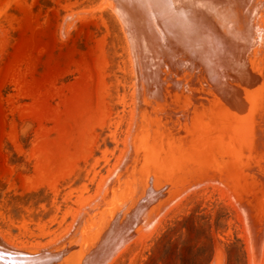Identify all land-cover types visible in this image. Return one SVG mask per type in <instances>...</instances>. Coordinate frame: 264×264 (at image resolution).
<instances>
[{"label": "rangeland", "instance_id": "obj_1", "mask_svg": "<svg viewBox=\"0 0 264 264\" xmlns=\"http://www.w3.org/2000/svg\"><path fill=\"white\" fill-rule=\"evenodd\" d=\"M247 1L243 85L168 115L127 0H0L1 240L51 264H264V0Z\"/></svg>", "mask_w": 264, "mask_h": 264}, {"label": "bare ground", "instance_id": "obj_2", "mask_svg": "<svg viewBox=\"0 0 264 264\" xmlns=\"http://www.w3.org/2000/svg\"><path fill=\"white\" fill-rule=\"evenodd\" d=\"M118 1H123V0H118ZM256 1H259V0H256ZM120 3L121 2H119V4ZM116 4H118V3H116ZM124 4L128 5L127 9L130 10V12L133 14V16H135L133 18L134 19L136 18L137 25L140 26L139 29L142 30L141 28H143V30L145 32V33L143 32L144 34H142V35L139 34V35H141V38H143V41L142 40L139 41L140 43L142 42L141 43L142 45H140V43L138 42L137 39H134V40H137V42H136L137 44L136 45L139 44V46H142L144 49H146V50L143 49L144 52H139V51H142V49L140 50L141 47L138 46V49H139L138 52L142 53L141 55L139 53L138 54H139L140 58H142L144 63H146L148 65L149 63H152V61H153L152 64L155 67V71H153L155 73V77L153 78L152 74H150L151 75L150 77H151V79L153 78L155 80L156 86L160 88L158 90H162V88L165 90V91H160L158 96H161L160 94H164L163 95L164 98L167 99L166 100L167 108L165 107V110H167V112H165V113H167L168 115L171 114L172 111L174 110L173 107H175V109L177 108V114H179L178 113V109H179L178 106H179V103H181V102L185 103V102L194 101V104H195L197 102H202L203 101L202 104L204 103V104L207 105L208 104L207 102L210 101V100H209V98H208V101H205V100L207 99V97L211 93L210 92L208 94L209 91H212L214 94H218L220 96L219 98H217L218 100H221V101L224 100L226 97L224 96L223 99H220L222 97L220 94H223V93L225 94L226 92L228 93L232 89H234L236 83L238 82V80H240V84H242L241 83V79H240L241 75L245 74L244 73L245 71H250L251 70V68L249 69L248 67H245L243 70H241L239 68V65L237 64V60L239 58V57L237 58L238 53L241 54V52H242V54H243V52H244V54L246 56V55H248L250 53V51H252L251 49H253V51H255V52L257 51V49L254 50L253 47L248 49V47H246V45H244V41H245L246 37H248L249 33L251 32V31L249 32V30L252 27H254L253 25H255V24L251 23L252 25H251V27H249L250 25L248 24V26H247V23H246V21L249 20L246 17H248V15H250V12H253V10L252 11L250 10L252 5L249 8V4H248L247 0H127V3L125 2ZM114 8H116V7H114ZM117 10H119V9H117ZM120 11H119V16L123 17L121 12H123V15H124L125 14L124 11H121V12ZM254 11H255V9H254ZM258 13H259V11H258ZM126 16H128V14ZM130 16H129V19H130ZM132 19H130V20H132ZM133 21H135V20H132L130 22V24L131 23L134 24ZM126 22L128 23L127 19H126ZM258 22H259V20H258ZM255 23H257V22H255ZM128 25L129 24H126L127 27H131L132 26V25L131 26L130 25L128 26ZM135 26H133V28ZM256 26H258V24H256ZM63 29H64V26H63ZM135 29L136 30L132 29V32L136 33L138 28H135ZM139 29H138V31H139ZM141 33H142V31H141ZM139 35H138V37H139ZM135 36H137V35H135ZM133 38H135V37H133ZM243 46L246 47L245 48L246 50L248 49V54H246L245 50H243ZM148 47H150V49ZM258 49H259V47H258ZM150 50H151V52H149ZM253 54H255V53H253ZM250 56H252V55H250ZM248 57H249V55H248ZM236 58H237V60H236ZM249 58H251V57H249ZM256 58L259 59L255 55V60H257ZM239 60H241V59H239ZM248 61H251V59L248 60ZM251 62H249V64ZM242 63H243V61H242ZM245 63L247 65V62H245ZM256 63H257V61H256ZM244 64H242V65H244ZM252 65H253V62H252ZM247 74H245V75H247ZM253 74H254V72H253ZM247 76H249V75H247ZM250 76H252V74H250ZM147 77L149 79V76H147ZM250 78L252 79V77H250ZM244 80H246V79H244ZM252 80H248L249 84H251L253 82ZM257 80H259V78L256 79V82H257ZM256 82L254 80L253 84L254 83L256 84ZM262 82L264 83V81H262ZM158 85H160V86H158ZM246 85L247 84H245V86ZM252 85L251 86L249 85L248 89L250 87L253 88L254 85L253 86ZM150 88H152V86ZM256 88L257 87L253 88V90L256 89ZM244 89H245V87H244ZM262 89H264V88H262ZM221 91H223V92H221ZM237 91L240 92V89L237 90ZM242 91H243V96H244V90H242ZM241 92H240V94L238 93L241 96V98L237 94V96H238L237 99L240 98L239 102H237V100L235 98H233V100L235 99L234 100L235 101L234 105L237 104V103H240L241 99L243 98ZM249 92L250 91H248V93ZM254 92H255V90H254ZM259 92H261V90ZM252 96H255V95L252 94ZM158 99H160V98H158ZM176 99H177V105H175ZM226 100H228V99H226ZM226 100H224V102ZM242 100H244V99H242ZM141 101H142V99H141ZM221 101H219V102H221ZM229 102H231V101H229ZM213 103L214 102L212 100V102L210 103V107H212L211 104H213ZM228 103L225 102L224 104H228ZM249 103H250V101H249ZM161 104H162V102H161ZM200 104L201 103H199V105ZM199 105L197 106L198 108H199ZM196 106L194 105V107H196ZM207 106L202 105V107H205V108H207ZM235 106L238 107L237 105H235ZM143 107H144V104H143ZM197 107H196V109H198ZM202 107H200V108H202ZM220 107H219V109H220ZM161 108L164 109L163 107H161ZM212 108L215 109L214 107H212ZM207 109H209V108H207ZM240 109L242 110L241 107H240ZM217 110L215 112H217ZM227 110H229L231 112L232 109L231 110L227 109ZM179 111H183V109H181ZM219 111L221 112V109ZM222 113H224V112H222ZM226 113H227V111H226ZM185 114H186V112H185ZM189 114H193V112L190 110ZM228 115H229V112H228ZM201 116L199 118L202 119ZM211 116H212L211 120L213 121V114L210 115V117ZM206 117L209 118V116H206ZM239 117H241V116H239ZM188 118L190 119V115H189ZM237 120H239V118ZM188 121H187V123H188ZM209 121H210V119H209ZM190 122H191V120H190ZM160 123H161V121H160ZM202 123H204V122H202ZM142 124H144V122ZM150 126H152V125H150ZM161 126H162V124H161ZM207 126H209V124ZM211 126L212 125H210V127ZM163 127H164L163 128L164 131H163V134L161 136H163V135L166 136V138H163V141H165V139L167 140L168 130L166 128L167 126H164V124H163ZM200 130L198 132H200ZM210 130H212V129H210ZM190 131H192V133L196 132V131L194 132L192 129H190ZM204 131H205V129H204ZM213 131H215V130H213ZM178 132L180 133V131H178ZM178 132H177V134H178ZM138 134L140 136V132ZM146 134H147V132H146ZM180 134L182 135L183 132H181ZM172 137H174V136L172 135ZM187 137H184V139L187 138ZM189 139H190V137H189ZM189 139L187 138L186 140H189ZM194 140L192 139L190 142L193 141V143H194ZM158 141L159 140H157V142ZM157 142L155 141L154 143H157ZM195 142H196V140H195ZM167 143L169 144L170 142H167ZM160 144H162V143H160ZM156 145H158V144H156ZM168 149H170V147H168ZM172 157H173V155H172ZM174 159H176V158H174ZM170 160H172V159H170ZM137 161H138V159H137ZM179 161L180 160H178V162ZM186 162H188V161H186ZM183 163H185V162H183ZM166 169H167V167H166ZM168 183H169V181H168ZM155 184H156V182H155ZM164 186H166V184ZM121 203L123 204L122 201H121ZM121 206H119V210L121 209ZM113 209H114V207H113ZM113 209L111 211H113ZM115 209H114V211H116ZM122 209H124V208L122 207ZM119 210H118V212H119ZM133 211L134 210H132V213H133ZM113 213H115V212H113ZM113 213H111V214H113ZM111 214H110V216H112ZM115 215H118V213L117 214L115 213ZM115 215L112 216V217L116 218ZM112 217H111V219H112ZM119 217H120V215H119ZM120 218H122V217H120ZM120 218H116L117 219V223L119 221L118 219H120ZM126 218L124 217L123 220H125ZM109 220H110V218H109ZM123 220L121 219L120 221L122 222ZM134 221H135V219H134ZM103 222H106V220H104ZM124 223H126V222H124ZM155 223H157V222H155ZM103 224L101 226L102 227L101 229L104 231L105 229L103 228V226H104ZM118 224H117V226H118ZM108 225H110V223H108ZM108 225H107V222H106L105 228L106 227L108 228ZM75 226H76V224H75ZM75 229H76V227H75ZM90 230L92 231V229H90ZM90 230H88V233H89ZM111 230H112V234H113L114 229H111ZM84 231H87V230L85 229ZM105 232L106 231H104V233ZM140 232L143 233L144 231L143 232L140 231ZM104 233H103V235H104ZM96 235L98 236V233H95V235H94L95 238L97 237ZM99 235H101V231H99ZM113 236H115V235H113ZM109 237H111V236H109ZM109 237H107V238H109ZM127 237H129V236H127ZM98 238H97V240H99ZM97 240L94 243L96 245L98 243H100ZM94 241H95V239H94ZM103 241L106 242L105 239ZM85 242H86V240H85ZM131 242H132V240H131ZM101 245H103V244H101ZM119 245H121V244H119ZM126 245H128V244H126ZM99 247H100V245L98 247H96L95 249L97 250V248H99ZM84 250H87V249L85 248V249H83V251ZM77 252H78V250H77ZM84 252H85V257L84 258H86V254H88L87 252H89V251L87 250V251H84ZM75 254H76L75 256L78 255L77 257H79V253H75ZM112 255H113V253H112ZM77 259H79V258H77ZM50 261L52 262V260H50ZM53 261H55V260H53ZM39 262H41V261H39ZM45 262H47V261L45 260ZM49 262H47V263L51 264ZM44 263H42V264H44ZM54 263L57 264L56 262H54ZM75 264H76V262H75Z\"/></svg>", "mask_w": 264, "mask_h": 264}, {"label": "water", "instance_id": "obj_3", "mask_svg": "<svg viewBox=\"0 0 264 264\" xmlns=\"http://www.w3.org/2000/svg\"><path fill=\"white\" fill-rule=\"evenodd\" d=\"M104 1L106 5L113 10L116 0ZM41 249L42 248L29 250L16 249L7 245L0 238V264H36L39 261H45L47 259H45V257H54L48 249L40 252Z\"/></svg>", "mask_w": 264, "mask_h": 264}]
</instances>
